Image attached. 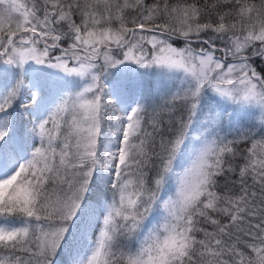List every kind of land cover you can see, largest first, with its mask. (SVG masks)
I'll return each instance as SVG.
<instances>
[{
    "label": "snow or ice",
    "instance_id": "6c2138e0",
    "mask_svg": "<svg viewBox=\"0 0 264 264\" xmlns=\"http://www.w3.org/2000/svg\"><path fill=\"white\" fill-rule=\"evenodd\" d=\"M0 264H264V0H0Z\"/></svg>",
    "mask_w": 264,
    "mask_h": 264
}]
</instances>
